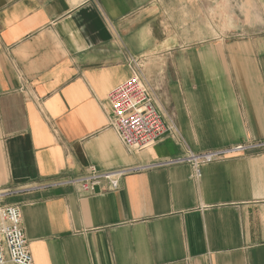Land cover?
<instances>
[{
	"label": "crops",
	"instance_id": "obj_1",
	"mask_svg": "<svg viewBox=\"0 0 264 264\" xmlns=\"http://www.w3.org/2000/svg\"><path fill=\"white\" fill-rule=\"evenodd\" d=\"M228 2L0 0V207L20 210L32 264H264V150L199 178L160 166L264 139V35L217 19ZM134 74L175 126L139 151L108 101ZM91 169L135 171L115 191L64 183Z\"/></svg>",
	"mask_w": 264,
	"mask_h": 264
},
{
	"label": "built area",
	"instance_id": "obj_2",
	"mask_svg": "<svg viewBox=\"0 0 264 264\" xmlns=\"http://www.w3.org/2000/svg\"><path fill=\"white\" fill-rule=\"evenodd\" d=\"M112 110V126L122 143L132 150H142L175 126H167L156 108L153 97L139 74L114 88L108 95ZM264 150V139L248 141L229 147L211 150L199 154L189 153L179 159L169 160L160 166L189 164L194 168L195 177H200V167L224 159L235 158L250 152ZM135 169H117L99 172L91 169L90 173L64 181L67 185L77 186L84 193L92 194L107 184L109 190L118 189L120 180ZM103 192V190H102ZM32 264V257L27 249L21 227V213L17 207H0V264Z\"/></svg>",
	"mask_w": 264,
	"mask_h": 264
},
{
	"label": "rangeland",
	"instance_id": "obj_3",
	"mask_svg": "<svg viewBox=\"0 0 264 264\" xmlns=\"http://www.w3.org/2000/svg\"><path fill=\"white\" fill-rule=\"evenodd\" d=\"M264 0H262L261 10L264 13ZM249 6V5H248ZM247 6V7H248ZM229 13L225 16H216L217 19H222L228 22L230 25L234 23H239L240 25H245V32L243 33L245 36L252 37L258 35H264V14L260 15V21L258 18L252 20V16H244L237 13L240 11V8L237 9L236 3L233 0H229L228 2ZM251 8V7H250ZM252 10V9H250ZM230 27V26H229ZM231 34H241V32H233Z\"/></svg>",
	"mask_w": 264,
	"mask_h": 264
}]
</instances>
